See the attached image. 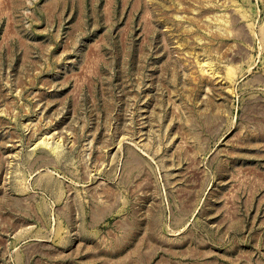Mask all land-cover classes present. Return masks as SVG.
Instances as JSON below:
<instances>
[{
	"label": "rangeland",
	"instance_id": "rangeland-1",
	"mask_svg": "<svg viewBox=\"0 0 264 264\" xmlns=\"http://www.w3.org/2000/svg\"><path fill=\"white\" fill-rule=\"evenodd\" d=\"M0 264H264V0H0Z\"/></svg>",
	"mask_w": 264,
	"mask_h": 264
}]
</instances>
